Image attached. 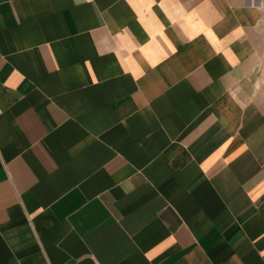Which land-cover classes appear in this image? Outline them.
Masks as SVG:
<instances>
[{
	"label": "crops",
	"instance_id": "obj_1",
	"mask_svg": "<svg viewBox=\"0 0 264 264\" xmlns=\"http://www.w3.org/2000/svg\"><path fill=\"white\" fill-rule=\"evenodd\" d=\"M256 0H0V264H264Z\"/></svg>",
	"mask_w": 264,
	"mask_h": 264
},
{
	"label": "rangeland",
	"instance_id": "obj_2",
	"mask_svg": "<svg viewBox=\"0 0 264 264\" xmlns=\"http://www.w3.org/2000/svg\"><path fill=\"white\" fill-rule=\"evenodd\" d=\"M256 4L261 9V20L257 28V39L259 48V73L261 75L262 82L264 83V0H256Z\"/></svg>",
	"mask_w": 264,
	"mask_h": 264
}]
</instances>
